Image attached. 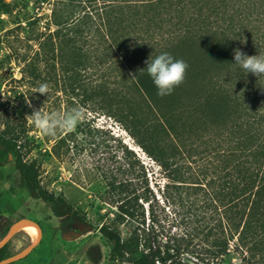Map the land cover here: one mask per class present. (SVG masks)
I'll return each mask as SVG.
<instances>
[{
  "label": "rangeland",
  "instance_id": "obj_1",
  "mask_svg": "<svg viewBox=\"0 0 264 264\" xmlns=\"http://www.w3.org/2000/svg\"><path fill=\"white\" fill-rule=\"evenodd\" d=\"M58 1L69 3L0 0V128L6 127L10 116L25 123V132H10L19 136L24 158L36 165L50 192L62 194L82 215H62L43 199L32 197L20 184L16 157L9 155L0 164V241L5 228L22 218L39 222L43 231L40 243L10 264H150L148 237L169 257L155 264H202L205 252L216 253L209 264H248L249 258L250 264H264V247L251 256L227 229L231 167L222 161L217 164L211 153L213 163L190 165L181 160L178 173L168 175L140 143L144 132H138L133 121L130 84L119 77L115 55L108 56L113 63L104 70L101 47L107 44H99V32L87 45L93 63L88 67L78 64L66 43L52 35L57 28L52 8ZM198 62L196 69L212 74L216 64L203 57ZM185 81L162 96L163 108L179 111L169 118L178 132L194 137L202 150L211 152L215 138L223 139L215 132L230 129L219 126L224 115L218 117L209 104L185 100L191 91L184 89ZM41 83L49 85L48 97L33 93ZM41 106L46 112L78 107L84 117L72 132L45 136L30 116ZM120 115L127 117L126 123ZM220 182L224 191L217 204ZM123 202H128L132 215L121 212ZM104 223L121 234L122 260L112 256V243L100 230ZM27 231L20 229L11 240L13 254L36 240Z\"/></svg>",
  "mask_w": 264,
  "mask_h": 264
},
{
  "label": "trees",
  "instance_id": "obj_2",
  "mask_svg": "<svg viewBox=\"0 0 264 264\" xmlns=\"http://www.w3.org/2000/svg\"><path fill=\"white\" fill-rule=\"evenodd\" d=\"M73 1L67 5L58 1L52 8L57 26L52 35L66 43L78 64L88 67L93 63L87 45L99 32V44H107L101 47L104 70L113 63L108 56L115 55L119 77L127 78L130 84L133 121L138 132H144L140 143L168 175L178 173L181 160L190 165L213 163L211 153L217 164L222 161L231 167L226 192L230 197L227 229L232 238L237 235V244L246 247L248 254L257 255L264 247V75L246 73L234 63L233 52L239 48L248 55L264 53V0H93L85 5ZM162 52L188 64L184 89L195 93L188 91L185 100L194 98L199 104L212 106L218 117L224 115L219 126L227 125L231 132H215L223 139L215 138L211 152L202 150L194 137L178 132L170 119L179 111L163 108L165 99L157 94L145 68L149 57L154 59ZM201 57L216 64L212 74L196 69ZM11 117L5 128H0V164L9 155L15 156L20 184L32 197L43 199L62 215L81 216L62 194L55 195L42 184L36 165L23 156L19 136L10 133L25 132V123L18 116ZM119 117L126 123L127 117ZM241 170L242 176H238ZM221 185L217 204L222 201ZM127 205L123 202L119 208L132 215ZM9 229L5 228L1 238ZM100 230L112 243V256L122 260L120 232L105 223ZM145 243L150 264L168 261L151 237ZM12 254L9 241L0 249V261ZM204 254H198L202 264H209L216 256L214 252Z\"/></svg>",
  "mask_w": 264,
  "mask_h": 264
},
{
  "label": "clouds",
  "instance_id": "obj_3",
  "mask_svg": "<svg viewBox=\"0 0 264 264\" xmlns=\"http://www.w3.org/2000/svg\"><path fill=\"white\" fill-rule=\"evenodd\" d=\"M234 63L246 73L255 76L264 75V53L248 55L241 49H234ZM147 74L152 78L160 96L170 95L175 87L183 83L188 64L183 59H176L168 52H162L154 59L149 57L146 61ZM50 87L47 83L39 84L33 93L49 96ZM26 103L33 107L28 98ZM31 116L32 124L45 136H56L60 132H72L84 117V112L74 107L65 112H46L43 106L33 109Z\"/></svg>",
  "mask_w": 264,
  "mask_h": 264
},
{
  "label": "water",
  "instance_id": "obj_4",
  "mask_svg": "<svg viewBox=\"0 0 264 264\" xmlns=\"http://www.w3.org/2000/svg\"><path fill=\"white\" fill-rule=\"evenodd\" d=\"M28 223L35 225L39 230V235L37 236L36 240H34V242H32L29 246L25 247L24 249L20 250L19 252L12 254L11 256H8L7 258L1 260L0 264H10L16 260H19V259L25 257L40 243L41 238H42V232H43L41 225L37 221H35L31 218H22V219L18 220L17 222H15L10 227V229L7 232V234L5 235V237L0 241V249L2 247H4L9 241H11L14 238V236L17 234V232L20 229L24 228V226Z\"/></svg>",
  "mask_w": 264,
  "mask_h": 264
},
{
  "label": "bare ground",
  "instance_id": "obj_5",
  "mask_svg": "<svg viewBox=\"0 0 264 264\" xmlns=\"http://www.w3.org/2000/svg\"><path fill=\"white\" fill-rule=\"evenodd\" d=\"M24 228H25V230H28L29 232H31L34 235V237L39 235L38 228L35 225L31 224V223L26 224L24 226Z\"/></svg>",
  "mask_w": 264,
  "mask_h": 264
},
{
  "label": "flooded vegetation",
  "instance_id": "obj_6",
  "mask_svg": "<svg viewBox=\"0 0 264 264\" xmlns=\"http://www.w3.org/2000/svg\"><path fill=\"white\" fill-rule=\"evenodd\" d=\"M39 223V222H38ZM40 224V223H39ZM42 227V226H41Z\"/></svg>",
  "mask_w": 264,
  "mask_h": 264
}]
</instances>
